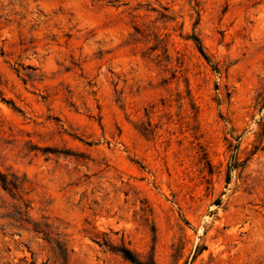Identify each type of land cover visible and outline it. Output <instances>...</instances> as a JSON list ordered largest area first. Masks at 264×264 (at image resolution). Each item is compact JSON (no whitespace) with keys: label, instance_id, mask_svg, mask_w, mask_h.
Instances as JSON below:
<instances>
[{"label":"rangeland","instance_id":"obj_1","mask_svg":"<svg viewBox=\"0 0 264 264\" xmlns=\"http://www.w3.org/2000/svg\"><path fill=\"white\" fill-rule=\"evenodd\" d=\"M0 264H264V0H0Z\"/></svg>","mask_w":264,"mask_h":264},{"label":"trees","instance_id":"obj_2","mask_svg":"<svg viewBox=\"0 0 264 264\" xmlns=\"http://www.w3.org/2000/svg\"><path fill=\"white\" fill-rule=\"evenodd\" d=\"M193 40H194V42H195V45H196V48H197L199 54H200L204 59H206V57H205V55H204V53H203V51H202V48H201L199 42H198L196 39H193ZM121 254H122V256H123L126 260L131 261L129 255H128V253H127L126 251H121Z\"/></svg>","mask_w":264,"mask_h":264}]
</instances>
